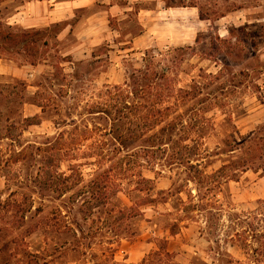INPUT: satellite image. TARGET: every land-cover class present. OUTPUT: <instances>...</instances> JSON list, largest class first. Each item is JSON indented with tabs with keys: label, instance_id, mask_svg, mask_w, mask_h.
<instances>
[{
	"label": "rangeland",
	"instance_id": "obj_1",
	"mask_svg": "<svg viewBox=\"0 0 264 264\" xmlns=\"http://www.w3.org/2000/svg\"><path fill=\"white\" fill-rule=\"evenodd\" d=\"M56 3L0 0V264H170L148 258L161 247L175 264H251L229 238L264 199V0H110L82 37L100 8L62 31ZM146 52L197 93L181 110L206 117L202 145L190 143L202 161L109 134L104 86L124 84ZM91 151L107 155L101 168ZM105 170L111 192L90 199L85 185Z\"/></svg>",
	"mask_w": 264,
	"mask_h": 264
},
{
	"label": "trees",
	"instance_id": "obj_2",
	"mask_svg": "<svg viewBox=\"0 0 264 264\" xmlns=\"http://www.w3.org/2000/svg\"><path fill=\"white\" fill-rule=\"evenodd\" d=\"M56 25L59 24L57 23ZM24 34L22 35L24 36ZM10 36L12 35L5 34L4 39L7 40ZM145 54L143 66L132 73L124 84L104 86L105 90L102 91L101 96L103 102L97 103V105H104L103 110L100 111L110 121V126H108L109 134L114 135V141L120 140L121 143L140 139L143 143V149L149 151L158 149L166 143H176L180 145L181 151L184 152H179V155L172 158L174 163H179L180 161L189 163L192 161L190 155L196 157L193 159L194 161H202L203 157L197 152L198 148L194 152L195 149L191 148L192 145L190 143L195 141L194 146L196 147L202 145V142H200L203 135L201 129L206 117L202 115L203 113L199 116L191 117L188 109L181 110L188 101L196 97L197 93L192 91V89L178 87L169 75L168 68L157 69L153 62L154 55L148 52ZM198 111L203 112L204 109L199 108ZM133 120H135L134 124L137 125L139 130L132 127ZM95 128L100 129L98 126H95ZM121 128L126 129V135L120 132ZM190 130H193V132ZM248 137L251 138V135L243 139ZM102 153L100 151H91L90 153H85V156L93 157V164L101 168L103 161L107 159V155H102ZM132 154H129V156H132ZM73 157L71 159L76 158L75 155ZM147 158L146 162H149L151 166L154 165L156 161L153 162V160H149V157ZM150 159H153V157ZM133 162L143 166V163L140 164L138 160ZM128 163L130 162L128 161ZM190 166L192 167L193 165ZM225 167L227 166L222 165L218 171H223ZM242 167L244 168V166ZM261 169L264 172V168L261 167ZM126 171L128 176H137L143 181H150L142 176L140 168L135 173L131 167L126 169ZM104 173L107 174L105 178L101 176ZM158 173L160 172H155V174ZM98 176H100L99 179H97ZM111 177L112 174L109 170L95 175L85 185L86 189L91 190L86 191L90 193L89 198L97 201L106 198L114 185L111 181L109 183L107 179ZM229 179V176L225 177V181ZM93 192L95 193L93 194ZM206 205H210V203H206ZM236 219V225L240 227L241 231L236 232L229 239L233 240L236 238L240 242L241 248L248 259L251 260V264H264V199L258 200L256 209L241 212ZM149 257L155 263L167 261L172 264L174 255L169 253L166 247H161L158 251L150 253ZM146 259H143L140 264H145ZM228 261L232 262L233 260L229 258Z\"/></svg>",
	"mask_w": 264,
	"mask_h": 264
},
{
	"label": "crops",
	"instance_id": "obj_3",
	"mask_svg": "<svg viewBox=\"0 0 264 264\" xmlns=\"http://www.w3.org/2000/svg\"><path fill=\"white\" fill-rule=\"evenodd\" d=\"M37 3H39L38 5H36L38 7V9L40 10V21H44L46 16L43 15L42 13H44L42 10L43 6L42 3L43 1H36ZM56 5H55V12H57V19H55L54 21L58 24L63 23L62 26V31H66V29H68L67 31L70 30L71 28V23H66L69 22L68 19L70 17H75L76 13H78L79 11H81L82 9L85 8H91L94 6H97L100 9H94V11H92L91 13H89L87 15V17H85V24L88 23L86 29H84V31H82L80 33V37H82V35L84 33H90L93 32L96 28L94 27L93 23L94 21L98 20V18H103V14L106 13V15L108 14V9L106 6L112 7V4L110 3V0H56ZM156 3H159L158 1H156ZM103 8V9H102ZM176 7H166L163 9L164 12H171L173 9H175ZM148 11V10H145ZM150 12H155L154 10L150 11ZM158 13L160 11H157ZM84 24V25H85ZM78 30V29H77ZM76 31V30H75ZM80 31V30H79ZM146 32V30L142 31V33L136 35L133 40H132V44L134 45H139L140 44V40L141 37L143 36V34ZM96 33V32H94Z\"/></svg>",
	"mask_w": 264,
	"mask_h": 264
}]
</instances>
